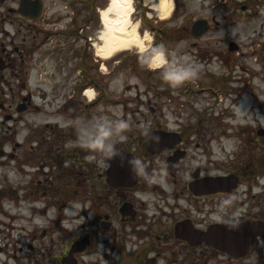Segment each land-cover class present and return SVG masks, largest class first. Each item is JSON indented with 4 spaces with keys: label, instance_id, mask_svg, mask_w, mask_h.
<instances>
[{
    "label": "flooded vegetation",
    "instance_id": "af4514ba",
    "mask_svg": "<svg viewBox=\"0 0 264 264\" xmlns=\"http://www.w3.org/2000/svg\"><path fill=\"white\" fill-rule=\"evenodd\" d=\"M16 1L0 0L2 92L9 78L23 85L24 72L40 66L38 49L56 35L42 27L59 24L47 0ZM215 19L208 33L220 26ZM232 43L225 40L227 52ZM84 52L77 71H53L49 89L41 84L21 98L16 134L0 128V264H264V171L213 159L217 132L229 127L217 129L207 109H176L187 118L169 119L170 104L138 96L116 118L128 124L116 144L122 156L101 167L81 134L104 120L106 89ZM149 136L163 140L162 151L149 150Z\"/></svg>",
    "mask_w": 264,
    "mask_h": 264
},
{
    "label": "rangeland",
    "instance_id": "374dc122",
    "mask_svg": "<svg viewBox=\"0 0 264 264\" xmlns=\"http://www.w3.org/2000/svg\"><path fill=\"white\" fill-rule=\"evenodd\" d=\"M111 1L47 0L52 9L50 16L56 17L59 24L53 27L46 24L42 28L52 29L56 35L49 44L38 49L36 55L42 62L39 67L32 66L28 74L24 72L23 85L16 78H9V85L2 84L5 90H0V128L16 134L20 116L17 105L21 98L28 92L36 93L41 84L49 89L50 83L45 76L53 71L66 72L70 65L74 72L77 71L79 55H85L84 51H87L89 65H99L97 79L104 80V120L123 119L130 112L126 110L129 103H147L148 100L168 103L169 107L175 108L171 109L173 115H169V119L175 116L187 118L176 109L191 108L199 112L207 109L217 129L222 125L229 127L223 133L217 132L221 135L215 142L213 159L218 167L239 161L243 166L249 164L264 171V136L258 134L264 129V0H168L172 10L166 18H162L155 8L161 0H134L133 20L142 36L149 35L148 49L141 52L133 47L113 58L103 59L96 53L104 29L101 13ZM9 5L16 6L15 2ZM213 17L220 26L215 25L213 32L200 38L201 42L194 39L193 25ZM70 23L73 34L76 33L72 37L67 35ZM7 29L14 33L11 24ZM225 40L239 44L241 50L227 52ZM195 42H199L198 47L194 46ZM222 50L220 55L224 57L218 55ZM159 53H163L165 63L154 69L153 59ZM69 57H72L71 62H68ZM63 61L68 62L64 63L65 69H62ZM31 64L34 65L33 61ZM176 65L192 66L197 74L173 86L164 79V73ZM74 72L75 82L78 72ZM92 75L95 76L93 72ZM88 97L93 99L95 94L93 98L89 94ZM113 99H120L121 105H112L116 102ZM238 100L240 105H237ZM7 115L17 120L6 122Z\"/></svg>",
    "mask_w": 264,
    "mask_h": 264
},
{
    "label": "bare ground",
    "instance_id": "6f19581e",
    "mask_svg": "<svg viewBox=\"0 0 264 264\" xmlns=\"http://www.w3.org/2000/svg\"><path fill=\"white\" fill-rule=\"evenodd\" d=\"M162 18L168 17L172 10V4L168 0H161L156 7ZM134 0H112L109 7L101 13L103 32L96 53L103 59L113 58L116 54L138 48L146 52L149 47V35L142 36L138 25L133 20ZM165 60L163 53H159L153 59L154 69L163 67ZM90 98L94 93L89 91Z\"/></svg>",
    "mask_w": 264,
    "mask_h": 264
},
{
    "label": "clouds",
    "instance_id": "9594fccd",
    "mask_svg": "<svg viewBox=\"0 0 264 264\" xmlns=\"http://www.w3.org/2000/svg\"><path fill=\"white\" fill-rule=\"evenodd\" d=\"M196 74L197 70L192 66L184 67L176 65L164 73V79L173 86H177L186 80L194 78ZM127 127L128 124L123 120L116 122L101 120L91 127L84 128L81 134L83 146L97 153V163L101 167L106 168L113 158L122 156L116 148V144L124 139L122 133ZM129 164L133 167L134 171L141 174L144 173V165L139 159H133L129 161Z\"/></svg>",
    "mask_w": 264,
    "mask_h": 264
},
{
    "label": "water",
    "instance_id": "95a60500",
    "mask_svg": "<svg viewBox=\"0 0 264 264\" xmlns=\"http://www.w3.org/2000/svg\"><path fill=\"white\" fill-rule=\"evenodd\" d=\"M23 12L27 15H31L30 14V7L26 5V3H23L22 6ZM210 31V24L208 21L205 20H199L197 21L193 27H192V36L194 39H200L203 36H205L208 32ZM231 50L232 51H236L237 50V46L235 44H231ZM19 111H21V109H19ZM158 135V134H155ZM259 135L264 136V129H262L259 132ZM148 148L151 152H157V151H162L163 147H164V142L163 140L160 141L158 139H154L153 137L149 136L148 141ZM222 243V242H221ZM219 245V242H218Z\"/></svg>",
    "mask_w": 264,
    "mask_h": 264
}]
</instances>
